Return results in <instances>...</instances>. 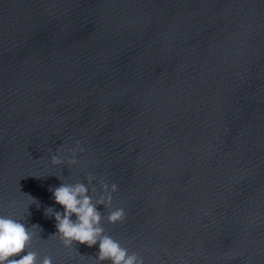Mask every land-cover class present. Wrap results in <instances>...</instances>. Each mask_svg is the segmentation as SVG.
I'll return each mask as SVG.
<instances>
[{
  "label": "water",
  "instance_id": "1",
  "mask_svg": "<svg viewBox=\"0 0 264 264\" xmlns=\"http://www.w3.org/2000/svg\"><path fill=\"white\" fill-rule=\"evenodd\" d=\"M88 174L145 264H264V0H0V214L39 259L110 264L51 235Z\"/></svg>",
  "mask_w": 264,
  "mask_h": 264
},
{
  "label": "clouds",
  "instance_id": "2",
  "mask_svg": "<svg viewBox=\"0 0 264 264\" xmlns=\"http://www.w3.org/2000/svg\"><path fill=\"white\" fill-rule=\"evenodd\" d=\"M77 148H71L72 153L66 159L63 149L59 148L51 154V163L60 165L65 162L77 164L76 152L84 151L81 141H76ZM98 181V183H94ZM102 189V191H98ZM118 184H109L103 177L88 174L87 183L80 181L76 183L63 182L53 190L55 201L62 205V210H56L53 206L46 209L47 213L54 214L56 231L51 235L58 238L66 248H73L74 242L86 243L89 247L99 242L97 260L110 261V264H145V257L138 251L130 250L121 244L112 235L105 231L101 221L104 215L99 204L108 207L107 220L111 223L124 221L126 210L124 207H113V194L118 191ZM94 198L91 193L97 192ZM30 195V194H29ZM31 196V195H30ZM32 200L27 205L36 201ZM14 205V202H13ZM13 205H10L13 206ZM40 226L25 222V218L17 219L12 215L0 214V264H54L51 255H45L39 259V253L29 250L37 237H39ZM27 251L22 255H17Z\"/></svg>",
  "mask_w": 264,
  "mask_h": 264
}]
</instances>
